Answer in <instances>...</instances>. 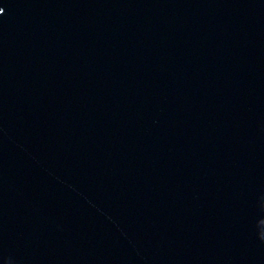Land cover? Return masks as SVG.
Segmentation results:
<instances>
[{
  "label": "water",
  "instance_id": "95a60500",
  "mask_svg": "<svg viewBox=\"0 0 264 264\" xmlns=\"http://www.w3.org/2000/svg\"><path fill=\"white\" fill-rule=\"evenodd\" d=\"M0 264H264V0H0Z\"/></svg>",
  "mask_w": 264,
  "mask_h": 264
}]
</instances>
